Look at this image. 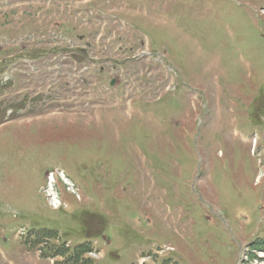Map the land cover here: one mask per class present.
Masks as SVG:
<instances>
[{
  "label": "rangeland",
  "instance_id": "1",
  "mask_svg": "<svg viewBox=\"0 0 264 264\" xmlns=\"http://www.w3.org/2000/svg\"><path fill=\"white\" fill-rule=\"evenodd\" d=\"M85 242L264 264V0H0V264Z\"/></svg>",
  "mask_w": 264,
  "mask_h": 264
},
{
  "label": "trees",
  "instance_id": "2",
  "mask_svg": "<svg viewBox=\"0 0 264 264\" xmlns=\"http://www.w3.org/2000/svg\"><path fill=\"white\" fill-rule=\"evenodd\" d=\"M5 123L4 121L1 122V124ZM90 250L89 247H82V250L77 254V257H73V259H75V264H78V261L81 257V255L85 254L86 252H88ZM84 264H91L90 262H86Z\"/></svg>",
  "mask_w": 264,
  "mask_h": 264
},
{
  "label": "bare ground",
  "instance_id": "3",
  "mask_svg": "<svg viewBox=\"0 0 264 264\" xmlns=\"http://www.w3.org/2000/svg\"><path fill=\"white\" fill-rule=\"evenodd\" d=\"M51 181H53V179L51 178Z\"/></svg>",
  "mask_w": 264,
  "mask_h": 264
},
{
  "label": "water",
  "instance_id": "4",
  "mask_svg": "<svg viewBox=\"0 0 264 264\" xmlns=\"http://www.w3.org/2000/svg\"><path fill=\"white\" fill-rule=\"evenodd\" d=\"M114 84V82H112V85Z\"/></svg>",
  "mask_w": 264,
  "mask_h": 264
}]
</instances>
